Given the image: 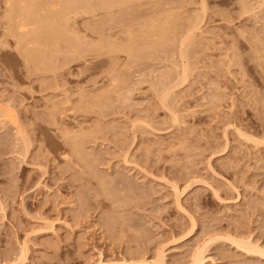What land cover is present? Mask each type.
Listing matches in <instances>:
<instances>
[{"label": "rangeland", "instance_id": "rangeland-1", "mask_svg": "<svg viewBox=\"0 0 264 264\" xmlns=\"http://www.w3.org/2000/svg\"><path fill=\"white\" fill-rule=\"evenodd\" d=\"M7 1L0 264H264V0Z\"/></svg>", "mask_w": 264, "mask_h": 264}, {"label": "bare ground", "instance_id": "bare-ground-1", "mask_svg": "<svg viewBox=\"0 0 264 264\" xmlns=\"http://www.w3.org/2000/svg\"><path fill=\"white\" fill-rule=\"evenodd\" d=\"M10 1H12V0H10ZM17 1H18V0H17ZM17 1H16V2H17ZM25 1H26V0H25ZM54 1H55V2H54ZM54 1L50 4V8H51L54 12H53V13H50V14H47V15L42 14V15H44V16H43L41 19H38V17H40V16H38V12H37V15H36L37 18L35 17V18H36L35 21H37V22H39V23L41 22V25L44 24V22H42V21H45L46 23L48 22L47 24L51 23V25H49V26H50L52 29L56 30V28H57L56 24H57V23L59 24L60 22H61V23L64 22V20L66 19V13H67V15H69V13L71 14L73 8H74V7L76 6V4H77V1H76L75 6H74V5H73L72 7L70 6V9H69V4H70V3H68V2L66 3V4L68 5V11L66 10V11H67L66 13H65V8L67 9V7H66L67 5H65V0H54ZM78 1H79V0H78ZM109 1L113 3L115 0H113V1L109 0ZM7 2H9V0H8ZM14 2H15V1L13 0V1L11 2V5H10V2H9L8 4H9L10 6H13V5H14V7H16L15 4H14ZM16 2H15V3H16ZM19 2H22V0H19V1H18V4H21V3H19ZM72 2H73V0H72ZM83 2H85V1L83 0L82 3H83ZM115 2H116V1H115ZM12 3H13V4H12ZM25 3H26V2H25ZM25 3L22 2V4H23L22 6H18V4H16V5H17V8H19V9L21 10V12H19V10L16 11V12H14L15 9H13L14 11H12V13H10L9 11H11V8H12V7L10 8V6H9V7L6 6V7H5V8H6L5 10H7V7H8V11H6V12H8V13H6V14L8 15V14L10 13L9 15L14 14L15 16L18 14L17 18L19 17V19H20V17L22 16V13L25 12L24 15L22 16V19H20V20H23L24 17H25V18H27V17L29 18L30 15H28L27 13H29V14H31V15H32V14L35 15V14H34V9H35V7H34L33 10H32V8H31V10L33 11V13H31L32 11H31V12H28L27 9H26V8H28V7H25V5H24ZM60 3H63V4L65 5V7H64V9H63V12H62V9H61V10H60V9H59V10L57 9V7L59 8ZM29 4H30V3H29ZM29 4H28V6H29ZM71 4H72V3H71ZM73 4H74V3H73ZM84 4H85V3H84ZM5 5H7V3H6ZM38 5H39V4H38ZM60 6H61V5H60ZM82 6L84 7V5H82ZM82 6H80V10H81V7H82ZM95 6L97 7L98 5H95ZM30 7H31V6H30ZM83 7H82V9H84V10H85V9H86V10H89V9H90V8L88 7L87 4H85V7H86V8H83ZM87 7H88V9H87ZM96 7H94V8H96ZM98 7H99V6H98ZM21 8H22V9L25 8L23 12H22V9H21ZM61 8H62V6H61ZM71 8H72V9H71ZM39 10H40V8H39ZM39 10L37 9V10H35V12H36V11H39ZM41 10H42V8H41ZM77 10H78V9H77ZM86 10H85V11H86ZM94 10H95V9H94ZM3 11H4V10H3ZM85 11H84V12H85ZM13 12H14V13H13ZM41 12H42V11H41ZM41 12H39V13H41ZM81 12H82V11H81ZM89 12H90V11H89ZM73 13H74V12H73ZM20 14H21V15H20ZM9 15H8V16H9ZM33 15H32V17H33ZM74 15H75V14H74ZM5 18H6V17H5ZM10 18H12L13 21H14V20H17V19H14V17H12V16H11V17L9 16V19H10ZM15 18H16V17H15ZM25 18H24V19H25ZM28 18H27V19H28ZM68 18H69V17H68ZM3 19H4V18H3ZM9 19H8V17H7V20H9ZM12 19H11V23H13L14 25H16L15 28L17 27V29H18V31H19V32H17V33H18L17 37H19V35H20L21 38H24V37H23V36H24L23 34H25V33H27L26 36H28V30L31 28V27L28 26V24L30 23L31 20L29 19V20H30L29 23H28V20H27V22H26V19L24 20L25 23H23L22 21H19V20H18V22L16 21V22L14 23V22L12 21ZM33 20H34V19H33ZM66 20H68V19H66ZM5 21H6V20H5ZM9 21H10V20H9ZM9 21H8V22H9ZM35 21H32V22L30 23V26H31L32 23H34ZM37 22H35L34 24H36ZM65 22L68 23V21H65ZM16 23H17V24H16ZM52 24H53V25L55 24V26H52ZM64 24H65V23H64ZM37 25H40V24L37 23ZM9 26H10V25H9ZM11 26H12V25H11ZM34 26H35V25H34ZM34 26H33V27H34ZM43 26H44V25H43ZM46 26H47V25H46ZM49 26H47L46 29H47ZM60 26H62V25L60 24ZM4 27H5V26H4ZM27 27H29V29H28ZM39 27H40V26H39ZM39 27H38V30H39ZM55 27H56V28H55ZM58 27H59V25H58ZM62 27H63V26H62ZM13 28H14V26H13ZM15 28H14V35L17 34V33H16L17 29L15 30ZM63 28H64V27H63ZM63 28H62V29H63ZM49 29H50V28H48L47 30H49ZM59 29H60V32L58 31L57 34L55 33L57 36L61 33V31H64V29L61 30V27H60ZM59 29H57V30H59ZM67 29H69V28H67ZM70 29H71V28H70ZM3 30H4V29H3ZM30 30H31V31H29V32H31V35H32V34H33V33H32V29H30ZM34 30H35V27H34ZM34 30H33V31H34ZM44 30H45V29H44ZM57 30H56V31H57ZM24 31H25V33H23ZM36 31H37V29L35 30V32H36ZM40 31H41V29H40L38 32H40ZM45 31H46V30H45ZM66 31H67V30H66ZM20 32H21V34H20ZM38 32L36 33L37 35H38ZM43 32H44V31H43ZM43 32H40V35H41ZM49 32H52V33H53V31H51V30L48 31V33H49ZM54 32H55V31H54ZM6 33H7V32H6ZM48 33H47V34H48ZM63 33H64V32H63ZM63 33H61V34L63 35ZM8 34H9V33H8ZM29 34H30V33H29ZM34 34H35V33H34ZM45 34H46V33H45ZM45 34H44V35H45ZM55 34H53V35H55ZM6 35H7V34H6ZM44 35H43V36H44ZM49 35H52V34L49 33ZM62 35H61V39H59V38H60L59 36H58L59 38L57 37L58 39H57L56 37H55L54 39H57V40H61V41H63L64 39L62 40ZM43 36H42V37H43ZM46 36H47V35H46ZM20 37H19L18 39H20ZM29 37H30V35H29ZM35 37H36V36H35ZM39 37H41V36H39ZM68 37H69V35H68ZM73 38H74V37H73ZM18 39H17V40H18ZM24 39H25V38H24ZM33 39H34V38H33ZM33 39H32V41H33ZM35 39H36V38H35ZM50 39H51V38H50ZM46 40H47V39H46ZM46 40H45V41H46ZM20 41H21V39H20ZM26 41H27V40H25L24 42H26ZM30 41H31V40H30ZM30 41H29V42H30ZM34 41H37V40H34ZM42 41H43V40H42ZM51 41H52V40H51ZM22 42H23V41H22ZM29 42H28V43H29ZM37 42H38V41H37ZM65 42H66V40H65ZM65 42H64V43H65ZM28 43H27V44H28ZM30 43H31V42H30ZM23 44H24V43H23ZM32 44L35 45L34 43H32ZM49 44H50V43H49ZM24 45H25V44H24ZM44 45H45V44H44ZM50 45H51V44H50ZM54 45H55V44H54ZM47 46H48V45H47ZM45 47H46V46H45ZM53 47H54V46H53ZM58 47H59V46H58ZM36 48H37V46H36ZM45 49H47V48H45ZM30 54H31V53H30ZM37 54H38V53H37ZM35 55H36V54H35ZM38 56H40V55H38ZM27 57H28V56H27ZM36 58H37V57H36ZM40 58H41V57H40ZM41 59H42V58H41ZM251 250H252V249H251ZM256 251H257V250H256ZM158 256H159V255H158ZM158 256H156L155 259L153 258L154 261L152 260V261H150V262L146 261L147 259L145 260V258L143 259V258L141 257V260L139 259L140 261H136V262L133 261L132 263H130V261L128 262L127 260H126L127 262L124 261L125 259L123 258V259H124L123 262H120V263H112V262H111V263H109V262H108V263H105V262L103 263V262L99 261L97 264H165L163 258L160 257L161 255H160L159 257H158ZM192 257H193V258H192L190 264H202L203 257H202V255H201L200 252H198V251L195 252V253L193 254ZM166 264H167V263H166Z\"/></svg>", "mask_w": 264, "mask_h": 264}]
</instances>
